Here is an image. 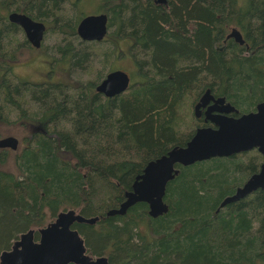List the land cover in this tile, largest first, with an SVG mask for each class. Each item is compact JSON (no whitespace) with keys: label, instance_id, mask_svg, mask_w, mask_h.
Segmentation results:
<instances>
[{"label":"trees","instance_id":"1","mask_svg":"<svg viewBox=\"0 0 264 264\" xmlns=\"http://www.w3.org/2000/svg\"><path fill=\"white\" fill-rule=\"evenodd\" d=\"M49 1L50 15H44L38 0H0V28L12 33L8 15L15 10L58 35L75 37L81 12L60 23L64 0ZM164 1L99 0L107 8L110 35L119 37L110 45L111 55L124 47L139 74L124 94L105 99L94 91L95 81L119 70L113 67L91 80L53 86L50 97L43 86L15 83V95L28 98L31 115L47 109L52 125L26 140L15 158L17 175L0 170V253L29 230L37 240V231L58 213L73 210L84 218L99 217L93 226L72 229L88 256L107 257L109 264H264V189L216 213L243 183L232 176L240 172L239 164L230 165L235 155L177 166L164 198L168 212L157 219L143 203L124 216L106 215L124 201L148 162L191 138L194 130L182 135L176 125L184 97L196 100L209 89L240 112L264 101V0ZM233 27L244 44L226 38ZM70 46L57 50L59 60L82 72L90 50L80 54ZM138 55L147 61H136ZM4 100L11 104L10 97ZM15 109L26 113L20 104Z\"/></svg>","mask_w":264,"mask_h":264},{"label":"water","instance_id":"2","mask_svg":"<svg viewBox=\"0 0 264 264\" xmlns=\"http://www.w3.org/2000/svg\"><path fill=\"white\" fill-rule=\"evenodd\" d=\"M165 4L164 0H154ZM8 21L18 25L25 33L29 43L38 48L41 44L44 26L33 22L25 15L10 13ZM107 17L105 15L86 16L81 19L76 28L77 36L84 42H100L107 34ZM240 45L244 44L242 34L237 28H231L226 36ZM130 77L127 73L117 70L109 73L96 87V92L111 99L129 90ZM208 98L212 100L211 91L207 89L195 106V113L204 108ZM224 97L214 101L220 104ZM211 112V115H210ZM238 113V110L227 103L221 109L214 106L206 113V122L212 127L198 128L191 139L182 147H174L153 161L147 163L142 173L136 176L131 190L124 194V201L117 209L109 210L107 217L124 216L136 204H146L148 216L157 219L168 212L164 202L167 185L178 175L177 166L189 167L196 163L211 159H222L242 152L256 149L264 155V101L257 103L256 110L243 113L238 117L227 115ZM19 142L14 137L0 140V150L16 151ZM259 170L250 175L243 184L236 187L230 195L220 202L216 212L224 206L238 202L259 189H264V162ZM99 217L84 218L73 210L57 214L54 221L37 231L21 234L8 251L0 254V264H109L107 257H92L86 254L83 239L74 224L93 226Z\"/></svg>","mask_w":264,"mask_h":264},{"label":"rangeland","instance_id":"3","mask_svg":"<svg viewBox=\"0 0 264 264\" xmlns=\"http://www.w3.org/2000/svg\"><path fill=\"white\" fill-rule=\"evenodd\" d=\"M72 2L73 7L70 6V4H65L63 7V13L62 15L65 16V19L68 18H74L76 16L77 12H83V16H86V14H91L93 11H96V6L98 7L97 13H105V10L107 9L106 6L102 5L99 0H69ZM242 2L243 0H239ZM102 6V7H101ZM74 11L76 13H74ZM85 11V12H84ZM103 11V12H101ZM61 16V15H59ZM0 29L3 30L1 27ZM4 32V31H3ZM109 34H111V31H109ZM108 43L104 44H95L92 47L89 45L87 46H79L77 41H72L63 38L61 35H58L51 29L46 32L45 38H44V46L47 47V50L45 48L47 60H50V67L52 63V71L55 72L54 77L63 82L67 83L69 85H74L75 82H79L80 80L86 81L91 80L94 78H97L98 76H103L107 74L108 70L110 68L123 70L125 73H127L131 77V71H134L132 73V82L134 83L136 80L139 79L137 76H139L138 72L135 69L134 62H132L128 56H125L122 52H125L124 47L122 51H120L118 54L113 57L111 55V43H115V40L118 41L119 37L114 35H108ZM115 39V40H114ZM16 40V41H15ZM69 42H71L70 48H72L73 51L81 50L84 52L85 50L89 51V58L90 62L88 66L82 71L78 72L74 67L67 66L66 64L59 62L60 65H57L54 63L55 58H57V47L58 46H66ZM15 44V51H16V57L18 61V66L15 67V69L12 68L10 72H6V68L9 67L7 64H3L0 68V73L2 71L4 73L0 74L2 76V82H0V85L7 82L9 84H15L19 81H25L28 80L34 81L37 78L41 79V73L43 72L40 65L35 63H30L32 61H36L38 57L43 54L42 52H35L31 51L27 48H24L22 45L23 43V37L21 34L18 37H15L13 40L12 33H8L3 38V54L11 56L12 48ZM121 47V46H120ZM81 54V52H78ZM133 55V53H132ZM138 55L136 58V61L139 62L143 59V61H147V59L144 56ZM139 58V59H138ZM12 65V64H11ZM47 66V64H46ZM64 67H68V72L64 71ZM10 68V67H9ZM8 71V69H7ZM42 71V72H41ZM144 72V71H143ZM40 74V76H39ZM68 74L70 76H75V82L73 79H69ZM37 79V80H38ZM99 81H95V84H98ZM193 96L187 95L183 99V103L181 104L180 108H178L177 113H175L176 118V125L178 126V130L180 134L185 135L189 132L194 130L195 125H197V122L195 118L193 117V108H192V101ZM17 100V104L22 105V110H25L27 112L28 108H30V105L28 103L27 97H21V98H15ZM30 111V110H29ZM18 109H14V107H11V104L7 103L4 100V96L0 94V114L2 115L0 119V140L7 138V137H14L19 141L18 148L15 152H9L5 155L4 162L0 163V170L8 172L10 174H13L14 176L17 175L16 165H15V158L16 156L22 151V149L25 147L26 140L30 137V135L37 129H40V126L35 124L33 121H28L25 124L23 122H19L18 119ZM32 114L33 111H30ZM17 120V121H16ZM182 123V125H181ZM181 125V126H180ZM48 132V128H47ZM42 133V131H41ZM4 154H0V157H2ZM261 154L258 153L255 150L246 151L243 153L236 154L234 158L231 159V166L234 164H239L241 166L247 164L252 159L255 160L256 157H259V160L261 161ZM225 167V163H223ZM229 166H226L228 168ZM232 168V167H230ZM215 170V169H214ZM238 173H234L233 177H238L239 179L243 178V181H246L248 178V170L243 171L242 169H237ZM216 172V170H215ZM236 178V179H238ZM242 181V182H243ZM101 200H104L103 205L108 203L107 197H103ZM110 204V203H109ZM107 206V205H106ZM19 239V236L17 240ZM38 240V239H37ZM36 240V241H37ZM16 241V240H14ZM1 254V253H0Z\"/></svg>","mask_w":264,"mask_h":264},{"label":"flooded vegetation","instance_id":"4","mask_svg":"<svg viewBox=\"0 0 264 264\" xmlns=\"http://www.w3.org/2000/svg\"><path fill=\"white\" fill-rule=\"evenodd\" d=\"M38 2H40L39 4H42V5H44V9L42 10V12H43V14L44 15H50L49 14V11H50V7H51V2L49 1V0H43V2H41V0H38ZM14 4H15V0H14ZM65 4H70V6L71 7H73V4H72V2H70L69 0H64V1H62L61 2V4H60V6L58 7L59 8V10H60V14H61V18H60V23H62V20H65V16L64 15H62V13H63V7H64V5ZM85 12V11H84ZM11 13H17V14H22V15H25V16H27L26 14H24V13H21V12H15V10L14 11H12ZM74 13H76L75 11H74ZM96 13V11H93L91 14L89 13V14H86V16H92V15H105L106 17H107V34L105 35V37L103 38V40L102 41H100V42H96V41H93V42H85L86 44H84V41H82V40H80L79 38H78V36H77V33H76V36L75 37H69L68 35H61L63 38H65V39H68V40H72V41H77V43H78V45L79 46H87V44H89V43H93V44H97V45H99V44H102V43H104V44H106V43H108V35H110L109 34V29H108V16H107V14H105V13H97V14H95ZM84 14H83V12H81V14H80V17H81V19L82 18H84V17H86V16H83ZM28 18H30L33 22H36V23H41L43 26H44V33H43V38H42V41H41V44H40V46L38 47V48H35V47H33L30 43H29V41L27 40V38H26V36H25V33H24V31L18 26V25H15V24H12L14 27H13V29H12V37H13V40H14V38L15 37H18L20 34H21V36L23 37V47L24 48H27V49H29V50H31V51H35V52H42V51H44L43 52V54H41L39 57H38V59L36 60V61H32V62H30V63H35V62H37L39 65H40V67L43 69L41 72V79H36V80H34V81H28V80H25V81H19V80H17V82H20V83H25V84H29V85H34V86H43L44 87V90H47V97H50L51 96V90L53 89V86H56V85H60V83H63V82H61V81H59V80H57L55 77H54V74H55V72L54 71H52V63H51V67H50V60H47V55H46V52L47 51H45V48L47 49V47L46 46H44V38H45V35H46V32L48 31V30H50L51 31V28H50V26H48L45 22H42V21H35V20H33L31 17H29V16H27ZM81 21V20H80ZM79 21V22H80ZM78 25V24H77ZM16 28V29H15ZM8 28H6V29H0V68L2 67V65L3 64H7V63H9L10 62V64H7L9 67H7L6 68V72H10L11 70H12V68L13 69H15V67H17L19 64H18V61H17V57H16V51H15V44H14V47L12 48V54H11V56H8V55H4L3 54V38L9 33V31L7 30ZM4 31V32H3ZM69 38H71V39H69ZM16 41V40H15ZM69 44L71 45V42H69ZM60 47H64V46H58L57 47V50L60 48ZM47 50H50V49H47ZM112 50H113V47H112ZM74 52H76V51H74ZM78 52H82L81 50H78L76 53H78ZM57 58H55V61H54V63H56L57 65H58V62H57V60H59L61 57H60V54H59V52L57 51ZM60 61V60H59ZM12 64V65H11ZM46 64H47V66H46ZM7 69H8V71H7ZM114 71H117V70H113L112 72H114ZM120 71H122V70H120ZM124 72V71H123ZM2 73H4L3 71H2ZM2 73H0V74H2ZM111 73V72H110ZM109 74V73H108ZM107 74V75H108ZM106 75V76H107ZM39 76H40V74H39ZM105 76V77H106ZM68 77H69V79H73L74 80V82H75V76H70V74H68ZM130 77V76H129ZM105 79V78H104ZM104 79H102L101 81H99V83L98 84H95V87H94V91H95V93L98 95V96H102L103 98H105V99H108V98H106L105 96H103V95H101V94H99V93H97L96 92V87L104 80ZM0 82H2V76L0 75ZM7 85H8V87H6L7 89H8V92H4V89H3V84H1V86H0V94L1 95H3L4 96V98H5V96H8V97H10V100H11V107L13 106L14 107V109H15V103L17 102V100L15 99V98H19V96L20 95H15V84H9V83H7V82H5ZM76 83V82H75ZM64 84H66L67 86H72V85H69V84H67V83H64ZM131 84H132V79H131V77H130V83H129V86H131ZM202 87H204V85L202 86ZM68 88V87H67ZM130 88V87H129ZM205 91L206 90H204L200 95H199V97L196 99V100H193V103H192V105H194L193 106V115H194V118H195V120H196V122H197V125H195V127H194V131L196 130V129H198V128H203V127H212V124L209 122V121H207L206 122V117H207V115H206V113L208 112V110H209V108H211V107H215V108H217V109H221L222 107H224V106H226V104L227 103H230L232 106H234L237 110H238V113H228L227 115H230V116H235V117H238V116H240L241 114H243V113H248V112H253V111H255L256 110V105H255V107L252 109V110H249V111H246V112H240V110L234 105V104H232L231 103V101H229V100H227V98H225L224 96H219V97H216L215 95H214V93H212L211 92V96H212V100L211 99H209L208 98V102L206 101L204 104H205V106H204V108H201V109H199V111H198V115H197V113H195V106L197 105V104H199L200 103V100H201V97L205 94ZM220 97H224L225 98V101L223 102V103H220V104H215L214 103V101H216V100H218V99H220ZM41 115L39 116H34V115H31V113H30V111L28 110L26 113H18V121L19 122H23V124H25L26 122H28L29 120L30 121H33V122H35V124H37L38 126H40V129H37V130H35L33 133H40V134H46V132H47V128L49 127V126H51L52 124L50 123V116L48 115V111H47V109H42L41 110ZM210 115H211V112H210ZM46 116H48V119L46 118ZM1 117H2V115L0 114V119H1ZM16 120V121H17ZM67 127H68V129H71V125L69 124V125H67ZM41 131H42V133H41ZM194 131H193V133H194ZM193 133H192V135H193ZM192 137V136H191ZM191 139V138H190ZM189 139V140H190ZM188 140V141H189ZM19 142V141H18ZM253 150H255V151H257L256 149H253ZM9 152H11V150L10 149H3V150H0V154H7V153H9ZM12 152H15V151H12ZM258 152V151H257ZM243 153V152H242ZM259 153V152H258ZM262 156H261V161L259 160V157H256L255 158V160L254 159H252L250 162H248L247 164H246V166H245V170H249V169H253V170H256V172L259 170L258 168H260V165H261V163H263L264 162V155L263 154H261ZM234 156V155H233ZM224 158H227V157H224ZM212 160V159H211ZM210 161V160H209ZM239 167L241 168L242 166L241 165H239ZM255 173V172H254ZM253 174V173H252ZM252 174H250V175H252ZM249 175V176H250ZM248 176V177H249ZM243 184V183H242ZM242 184H240V185H242ZM240 185H238V186H240ZM238 186H236V187H238ZM235 187V188H236ZM234 188V189H235ZM246 197H248V196H246ZM239 201H241V200H239ZM238 201V202H239ZM235 203H237V202H235ZM232 204V203H231ZM228 205H230V204H228ZM227 206V205H226ZM226 206H224L223 207V209H225V207ZM222 210V209H221ZM217 213V212H216ZM92 259H95V258H92Z\"/></svg>","mask_w":264,"mask_h":264}]
</instances>
